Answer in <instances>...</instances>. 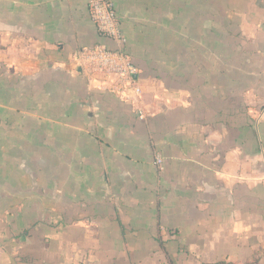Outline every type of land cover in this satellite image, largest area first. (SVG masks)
<instances>
[{
    "label": "crops",
    "instance_id": "0c3cea01",
    "mask_svg": "<svg viewBox=\"0 0 264 264\" xmlns=\"http://www.w3.org/2000/svg\"><path fill=\"white\" fill-rule=\"evenodd\" d=\"M111 1L145 121L90 0H0V264H264V0Z\"/></svg>",
    "mask_w": 264,
    "mask_h": 264
},
{
    "label": "built area",
    "instance_id": "2783aa9c",
    "mask_svg": "<svg viewBox=\"0 0 264 264\" xmlns=\"http://www.w3.org/2000/svg\"><path fill=\"white\" fill-rule=\"evenodd\" d=\"M89 10L100 37L110 40L114 47L97 44L79 50L73 61L83 68L89 77L104 82L106 89L123 101H131L139 120L145 121L148 112L142 99V86L139 69L127 50L128 40L122 23L111 0H90ZM157 166H162L160 155L156 157Z\"/></svg>",
    "mask_w": 264,
    "mask_h": 264
}]
</instances>
